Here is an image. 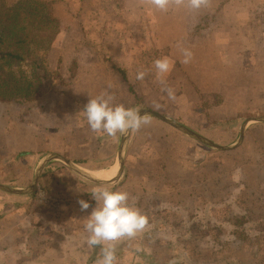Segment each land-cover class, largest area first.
Segmentation results:
<instances>
[{
	"label": "rangeland",
	"instance_id": "obj_1",
	"mask_svg": "<svg viewBox=\"0 0 264 264\" xmlns=\"http://www.w3.org/2000/svg\"><path fill=\"white\" fill-rule=\"evenodd\" d=\"M14 1L16 0H5L8 5ZM41 1L51 3L52 12L55 17L59 19L58 25L61 36L58 41L56 40L57 42L55 41V43H57L55 44L57 45L55 48L57 51L53 52V54H51L50 51L41 54L44 57L46 68L52 78L50 82H44L40 87L41 90L36 92L38 94L36 97H30V99L20 98L13 101L0 100V115L3 116L4 119L11 121L9 125L15 131V134L11 135V139L7 137L5 141H0V185L10 190L27 189L26 193L28 194H33L37 186L47 190H52V188H54L53 192H51L58 196L63 195L64 192L65 194L67 192L70 193V191L71 193H86L88 189L84 188V185L89 186V183H91V185L98 184L89 182L86 178H82L83 182H81L76 176L82 175L73 170L74 173L77 174L75 175L67 164L61 161L56 162L54 158L58 155L61 156L58 151L55 150L50 153L51 155L45 158L43 162H41V165L38 166L39 159L44 152H35V149L32 148L29 150L23 146V142L18 141L16 126L13 124L16 123L13 120L14 114L18 113V115H20L18 125H20L21 129L26 126L24 122L29 121L25 123L29 124L33 130L38 132L41 130L38 126L39 116L46 113L47 109L45 106L49 107L50 104L48 102V97L54 99L56 95L62 94L64 97H83L85 99L84 103L78 102V107L74 110L77 111L79 115L81 109L83 110L80 104L84 107L88 102L87 98H94L101 94V92L105 90L108 91L110 87L107 84L105 86L99 85L96 78L92 79L90 77L97 76L98 73L105 75L104 72L108 70L109 75L112 76L113 72L117 73L118 69H123V65L126 66L131 61H134L135 64H133V67L135 68L125 71L130 76L129 88L135 91V94L131 96L141 97L142 99L143 97L152 98H150V106L146 105L144 101L140 99L141 102H136L134 107H131L130 103H128V108H136L139 112L148 109L169 117L168 115L170 113H177V107L175 105L169 108L163 106L164 108H161L162 110L160 107H157V105H160L162 99L168 98L167 93L162 91V88L165 86L168 87V85H160V83L156 81V70L153 67L154 60L166 57L169 52L165 47L160 48L161 39L159 35H161V33L159 31L156 32V24H154L153 21L154 17H151L149 13H147L145 17L146 10H143V5H141L142 7H138V0ZM223 1L224 0H216L215 2L217 5L213 6L210 13H217ZM144 9H147V6H145ZM206 17L209 23L211 21L209 27H212V24L216 23L215 20L212 19L213 16ZM206 17L204 20H206ZM260 28L264 29V26H260ZM133 30H135L136 37L132 38L130 35ZM152 35H156V38H153ZM259 38L261 40L259 39L255 47L258 46V48L262 50L260 52L256 51L258 54L255 52L250 55L255 61H261V58L264 61V37L262 38L259 35ZM254 42H256V39H253L252 43ZM87 47H89V52H86ZM250 49L252 50V48ZM250 49L249 52H251ZM39 52L40 51H38V53ZM65 58L68 62L66 71L62 67ZM237 60L240 59L238 58ZM138 70H143L146 73L142 81L136 79ZM249 72L250 85L247 97H251L250 103H252V106H249V112H244L242 116H225V114L219 116L221 121H227V123L233 124L234 128L232 131L217 128L214 126L213 122H208L206 118H195L194 122H192V119L190 120L185 117H169L172 120L183 122L198 135L205 137L212 145L222 148V150L210 149L193 142L180 128L170 127L153 117H151L152 120L149 125L143 126L136 133H131V137H129L128 141L124 138L128 134H117L115 138H109L107 136L97 135L90 129L92 133L86 135V138L94 137L98 139L99 143H103V148H105V150L100 153V157L116 158L117 145L119 142L122 143V148L129 143V147L124 149V153L126 164L129 168H132L130 175H139L146 179L149 178L148 182L145 180L141 181L143 188L139 181H137L135 187H133V191L136 193V205L142 206L143 202L146 201V203L151 202L153 207H168L171 212L170 215H168L169 220L177 217L181 223H188L190 225H192V223L196 224L197 222L213 223L214 221L210 220L215 218L214 224L217 228L210 234L213 238L217 236L218 239H220L222 236V239H225L226 247H222L221 249L220 247L217 249L216 246L212 247L209 241L204 240L205 233L200 232L199 226L197 225L193 228L192 226H184V229L181 231L184 233V238L194 239L196 237L200 242V246L197 249L202 251V255H205L203 252L206 253L201 264H264V242L262 244L263 246H259L260 239L264 238V189L257 192L259 188H256L258 185L260 186L263 184L260 181L264 182V180H262L264 178V168L262 167L258 170V166L256 167L255 165L258 161L264 160V122L252 125L246 133V142L241 145L243 143L242 127L245 126L247 121L256 118H264L263 108L257 105V103L264 104V70L262 71V69H260ZM237 73H240V71ZM20 74L32 77V65L28 63L23 64L19 69V75ZM61 75L66 78H63ZM85 75L89 76L87 81L84 79L83 81H80V79L76 80L77 77L82 78L83 76L84 78ZM109 75H106V79H109L106 81L111 80ZM235 78L240 80L239 74L234 76V79ZM258 78L259 81H261L259 84L257 83ZM33 83L37 86V81L35 79ZM51 83L53 84L52 86ZM48 87L51 88L49 89ZM118 87H120V85H117V88ZM233 89V97H241L240 87L233 86ZM54 100H56V98ZM219 101L218 98L215 99L216 104L219 103ZM51 102L54 101L51 100ZM151 103H155V106ZM209 104V102L206 103L204 109H207L210 106ZM247 113H249V115H247ZM30 115L38 116V121L35 120L33 122L29 118ZM46 115L47 114L44 116L45 118L47 117ZM54 115L55 114H53L52 118L53 123L56 121ZM182 139L185 141L184 146L186 148H182L183 146L180 143ZM6 141L9 142L6 143ZM216 143L221 145H216ZM223 148L233 149L228 150ZM30 153L34 154V156H30ZM144 154L147 155L143 158H152L155 159V161L148 165H134V161L136 159H143L142 156ZM171 158L180 161L185 165L186 169L194 173L195 178H190L193 180L192 182L202 181L206 178V176L202 175L206 173L208 169L217 167L218 173L222 176L220 175V177L216 179V182L220 181V183L225 185L231 183V185L227 186V190L225 191L229 190V192H232V194L236 196L232 199L234 201L232 203V205H234L233 208L225 209L223 206H218L222 203L223 199L225 200L223 193L219 191L206 193L203 190L195 189L186 192L188 195H194V199H201V206H203L208 199L210 201L209 203L215 206L216 211H214V216L208 219L206 213L204 214L203 211V213L200 214H186L181 211L180 208L188 204L183 202L177 195H179L178 193H182V188L184 190L185 188L183 184L176 185L175 181L168 183L166 179L168 174L165 173L167 167L165 163L169 160H173ZM209 159L216 161V164L213 162L212 164H207L208 162L206 161V163L205 160ZM241 159L248 160V169L251 177L249 181L242 172ZM60 160L62 159L60 158ZM99 161L103 163L104 160L95 162ZM223 161L233 164L236 163L234 164L236 166H232L231 170L226 171L224 165H217V162ZM45 162L49 163V167L46 169L44 168L46 166ZM203 164L205 165L202 166ZM35 168H38L36 172ZM91 168L93 167H86L84 172L90 173ZM201 168H203L204 171L202 175L195 176V173ZM117 174L118 168L116 167L115 173L103 179L102 182L114 180ZM230 177H232V182H221L224 181V178L228 179ZM126 178L127 176L125 174L119 183H115L119 180L118 179L117 181L108 183H115L114 185H107L106 187L114 186L117 191H125L122 190V187L128 183H126ZM99 180L101 181V179ZM191 180L186 182L184 186H187L188 183L189 186L191 184L192 187ZM212 181L214 182V179H212ZM145 184L150 189H145ZM165 185L168 187V190H163ZM242 188L254 189L253 192H249L250 198H248V200H243L241 196H238V192H240ZM127 189H129V187H127ZM148 193H150V196ZM12 196L16 195L0 190V264H29L26 259L36 260L30 264H65V261L59 257L58 260L54 262L49 261L50 259L47 256L44 258V250H51L52 246L43 245L39 247L38 241L35 240L36 235H38V229L34 227V222H43L44 226H47L48 223L51 224L52 227H54L53 223H56L58 228L55 233L58 234L57 238H61L67 236L69 230V226L67 225H70V223L78 229L81 228V221L91 213L93 208L81 211L77 201V204L74 206L72 205L66 208L67 216L62 222L57 213L54 212L53 214L49 212L47 208L39 205L35 194V214L31 211L32 207L19 209L15 204H7V197ZM81 196L82 197L76 199L80 200L84 197V194H81ZM159 201L166 202L163 203V206H159V204L157 205ZM88 203L90 204V202ZM9 206H13V210H8ZM238 211L242 214L238 213ZM242 211L246 213L243 214ZM34 216L37 217L36 220H33ZM237 219L246 220L242 228L247 236L245 242L234 236L236 227L233 224ZM229 225L233 226L232 230L228 228ZM21 229L24 230L25 233L22 232ZM198 237H200L201 240H199ZM182 248H184L185 254L197 252L196 249H193L191 246ZM57 249H61V251L63 249L64 251L62 246ZM61 251L58 253H61ZM214 254H216L215 257H213ZM210 255L212 256L211 259ZM227 258L233 261L225 262L224 259ZM90 264H95V262ZM173 264H178V262H174Z\"/></svg>",
	"mask_w": 264,
	"mask_h": 264
},
{
	"label": "crops",
	"instance_id": "obj_2",
	"mask_svg": "<svg viewBox=\"0 0 264 264\" xmlns=\"http://www.w3.org/2000/svg\"><path fill=\"white\" fill-rule=\"evenodd\" d=\"M138 1V7H142L141 5H143V10H146L145 17L147 13H149L151 17H154L153 21L154 24H156V32L159 31L161 33V35H159L161 39L160 48L165 47L168 50L169 53L166 57L170 60L172 64L171 71L167 73L165 77H163L165 84L160 83V85H168V87L172 88L175 91L177 99L175 101H171L168 98L162 99L159 105L160 109L164 107L169 108L170 106L175 105L177 107V113H170L168 115L169 117H185L190 120L192 119V122H194L195 118H206L208 122H213L215 127L232 131L234 128L233 124L227 123V121H221L219 116L223 114H225V116H242L244 112H249V106H252V103H250L251 97H247L250 85L249 71L260 69H262V71L264 70V61L262 60V58L261 61H255L250 55L254 54L256 51L260 52L262 50H260L258 46L255 47V45H257V42L260 39L259 35L262 38L264 37V29L260 28V26H264V0H224L217 13H210L213 6L217 5V3L215 2L216 0H209L208 5L206 7H202L199 10L190 9L185 5L179 8H176L175 6V8L170 7L167 12L158 11L150 5L141 4L140 0ZM145 6H147V9H144ZM206 16L214 17H212V19L215 20L216 23L212 24V27H209L211 21L209 23L207 21L208 18ZM205 17L206 20H204ZM60 36L61 34H59L58 38L56 39L57 41L59 40ZM130 36L132 38L136 37L135 30L132 31ZM153 38H156V35L153 36ZM253 39H256V42L252 43ZM178 43L181 45V47L190 49L193 53L192 60L189 64H183L181 62L184 57L180 48L177 47ZM55 44L57 43L54 42L50 50L51 54L57 51L55 49L57 45ZM250 48H252V50ZM249 49L251 52H249ZM86 52H89V47L86 48ZM257 52L256 54H258ZM238 58L240 60H237ZM133 64H135V62L131 61L126 66L123 65V69L121 70L129 71V69L135 68L133 67ZM67 66L68 62L65 58V62L62 65L65 71L67 69ZM238 71H240V73H237ZM104 73L105 75L98 73L97 76H92L90 78H96V81L99 85L105 86L107 84L108 86H110L108 92L114 96V105L125 104V107L128 108V103H130L131 107H134L136 105V102H141V97L131 96L133 93L130 91L129 88V74L126 73V81L122 74L118 71V74L116 72H113L112 76L109 75V70ZM237 74H239L240 80H237V78L234 79V76H237ZM106 75H109L111 77L110 81H106L109 80L106 79ZM88 78L89 76L85 75L84 78L83 76L82 78L77 77L76 80L80 79V81H83L84 79L87 81ZM260 82L261 81H259L258 78L257 83L259 84ZM117 85H120V87L117 88ZM233 86L240 87L241 97H233ZM48 98V102L50 103L49 107L45 106V108L47 109L46 113L39 116L38 126L41 128L40 131L37 132L33 130L29 124L25 123L29 121H25L24 124H26V126L21 129L20 125H18V122L20 121V115H18V113L14 114L13 118V120L16 122L13 124H15L16 126L18 141L23 142V146L28 148L29 150L32 148L35 149V152H44V154L39 159L38 166L41 165V162H43L45 158L51 155L50 153L56 150L59 152V154H61V156L58 155L54 158V160L56 162L61 161L67 164L72 169V171L74 169L84 171V169L88 166L93 167L91 168V171L89 173L92 177L83 175L79 176L73 171V173L77 175L76 178H78L81 182H83L82 178H86L89 182H93L98 185L111 186L115 183H119L121 179H123V176L126 174V183H128L122 187V190H125V192L129 193V204L135 208H138L142 214L148 217L150 226L143 233L139 234L134 240L129 241L125 239L117 242V264H173L174 262H178V264H201V262H203L205 258L206 253L203 252V254L205 255H202V251H199L197 249L200 246V242L195 237V235L194 239L184 238V233L181 232L184 229V226H192L193 228L195 225H197L199 226L200 232L205 233L206 237L204 236V240L209 241L212 247L216 246L217 249L218 247H220V249L222 247H226V243L224 241L225 239H222V236L220 239H218V237L216 236V239L213 238L210 234L213 230L217 228L214 224L215 218L210 220L214 221L213 223L197 222L196 224L192 223V225H190L188 223H181L177 219V217L172 218V220H169L168 215H170L171 212L168 207H153L151 202L146 203V201L143 202L142 206L136 205V193L135 191H133V187H135L137 181L142 184L141 181L145 180L148 182L149 178L146 179L142 178L139 175H137L138 177L130 175V171L132 170V168H129L126 164V157L124 153V149L129 147V143H127V146L122 148V143L119 142V144L117 145L116 158H110L105 156L100 157V153L105 150V148H103V143H99L98 139L94 137L86 138V135L91 134L92 132L90 131V128L87 125L85 118L81 114L78 115L77 111H74L75 108L78 107V102L84 103L85 99L83 97H64L62 94L56 95V100H54L55 98ZM150 98L152 97H143L142 100L146 105L150 106ZM216 98L220 100L217 104L215 103ZM87 99L89 100L90 98ZM51 100L54 102H51ZM208 102L210 103V106L207 109H204V105ZM151 104L155 106V103ZM257 105L261 106L264 110L263 103H257ZM80 106L81 108H83L82 104H80ZM45 114H47L46 118L44 117ZM53 114H55L54 118H56L55 123H53L52 121ZM247 115H249V113H247ZM151 117L170 127L180 128L193 142L204 146V144L200 142L202 141L200 140V138H202L206 143H211L208 139L198 135L194 130L189 128L181 121L180 123L177 120H173L176 121L180 126L188 129V132L182 127L172 126L152 115ZM169 117L166 118L170 119ZM29 118L33 122L35 120L38 121V116L36 115H30ZM256 119L257 121H252L254 119L247 121V123L245 124L246 126L242 127V133L244 128L245 132L244 136H242L243 143L241 145L246 142V133L250 129V127L254 124L264 122V118ZM10 122V120H6L3 116L0 115V141H5L7 137L11 139V135L15 134V131L9 125ZM129 137H131V132L129 134ZM195 137H197L200 141H197ZM124 138H126V140L128 141V135H126ZM7 142L9 141H6V143ZM180 143L183 146L182 148H184V139H182ZM216 145L221 144L216 143ZM226 145L229 146L228 144ZM29 155L34 156V154L32 153H30ZM145 155L147 154H144L142 158L146 157ZM60 158L62 160H60ZM98 160L104 161L103 163L101 161L95 162ZM153 161H155V159L152 158H143L141 160L136 159L134 161V165H148L151 164ZM205 162L207 164H212V162L216 164V161H212L210 159L205 160ZM223 162H217V165H224L226 171L231 170L232 166H236L234 165L236 163H228L227 161ZM240 162L242 172L244 176L246 175L249 181L251 177L248 169V160L241 159ZM165 164L167 165L165 173L168 174L166 178L168 183H172L175 181L176 185L183 184V187L185 188V190L182 188V193H178L179 195H177L183 202L188 204L183 206V208H180L181 211H183L184 213L200 214L204 212V214L206 213L208 219L214 216V211H216L215 206H212V204L209 203L210 201L208 199L207 201H205L203 206H201V199H194V195H188V193L186 192L195 189L203 190L206 193L219 191L224 194L225 200L223 199L222 203L218 206H223V208L225 209L233 208L234 205H232V203L234 201L232 199L235 195L232 194V192H229V190L225 191L227 190V186L231 185V183L225 185L223 183H220V181L216 182V179L221 175L218 173L217 167L213 169H208L203 175V168H201L200 170L198 169L197 173H195V176L202 175L206 176V178L199 182H192L193 180L191 179L195 178L194 173H191L188 169H186L185 165L182 164L180 161L173 159L167 161ZM205 164H203L202 166H204ZM255 165L256 167L258 166V170L262 167L264 168V160L258 161ZM48 167L49 163H46V166L44 168L46 169ZM116 167L118 168L117 177L110 182H113L118 178L121 169L122 175L120 179L113 184L102 182L103 179H101L100 181V178L97 179L94 176L96 172L109 170L111 168ZM37 170L38 168L35 170V172ZM212 179H214V182L212 181ZM190 180L192 182V187L191 184L189 186L188 183L187 186H184V184ZM262 180H264V178ZM221 182H232V177L228 179L224 178V181ZM260 182H262L263 184L260 185L261 187L259 185L256 187L257 189L259 188L257 192L264 189V182ZM89 184V186L84 185V188L88 189L86 193H71L70 191V193L67 192L65 194L64 192V194L60 196L56 195L55 193H52L54 188H52V190L49 189L50 191L47 189H43L48 195L60 200V203L56 205L58 208L42 203L39 200L38 189L40 187L38 186L36 187L35 192L33 194H28L26 193V191H23L26 189H14L18 191L19 194H16V196L7 197L8 199H6V202L7 204H15L16 206L22 205L28 208L32 207L31 211H33L32 213L35 214V194L37 198L36 200L39 205L47 208L48 211L53 214L54 212L57 213L58 217L62 221L63 219H66L67 216L66 208L77 204V201L79 200H77L76 198L82 197L81 194H84V197L81 199L85 200L86 202H90V208H94L96 206V202L92 199L90 193L91 189L94 186L98 185H91V183ZM127 187H129V189H127ZM108 188L110 190L117 191L115 190L114 186ZM144 188L150 189L146 184ZM163 190H168V187L165 185V187H163ZM250 191L253 192L254 189L242 188L241 191L238 192V196H241L243 200H248V198H250ZM148 194L150 196V193ZM164 202L159 201L157 205L159 204V206H163ZM8 210H13V206H9ZM245 211H242L243 214L246 213ZM238 213L240 212L238 211ZM36 219L37 217L34 216L33 220ZM53 224L54 227H52V225L48 223L47 226H44L43 222H34V227H37L38 235L41 236L38 241V245L39 243H41V245L44 246H52L51 250H44V258L47 256L50 259L49 261L54 262L58 260L59 257L60 259L65 261V264H90L92 262H96L98 258L99 248L97 247L95 249L87 245V234L83 231L82 222L81 228L79 229L71 223L70 225H67L69 226V230L67 232L68 234L67 236L61 238H57L58 234L55 233V231L57 232L58 226L56 223ZM228 228L232 230L233 226L229 225ZM198 238L199 240H201L200 237ZM60 246L64 248V251L63 249L62 251L61 249H57ZM189 246L193 247V249H196L197 252H194L192 254H185L184 248L182 247ZM60 251L61 253H58ZM211 255L210 259L212 257ZM215 256L216 254L213 255V257ZM224 261L232 262L233 260L227 258L224 259Z\"/></svg>",
	"mask_w": 264,
	"mask_h": 264
},
{
	"label": "clouds",
	"instance_id": "obj_3",
	"mask_svg": "<svg viewBox=\"0 0 264 264\" xmlns=\"http://www.w3.org/2000/svg\"><path fill=\"white\" fill-rule=\"evenodd\" d=\"M141 4H147L161 12H167L170 7L187 6L193 10L206 7L209 0H140ZM180 48L183 64H189L193 53L190 49ZM156 70V80L165 84L163 77L171 71L172 64L167 57L153 61ZM146 73L138 70L136 79L143 80ZM162 91L167 93L171 101L177 99L175 91L165 86ZM114 96L107 90L98 96L90 98L80 114L85 118L92 132L100 136L115 138L117 134L138 132L143 126L151 123V115L140 114L136 108H126L122 104H113ZM159 107V105H157ZM91 197L96 206L91 213L81 222L83 231L87 234L86 243L89 247L99 248L98 258L95 264H117L116 244L122 240H134L150 225L148 217L129 204L130 196L125 191H113L103 185L94 186L91 189ZM134 199V198H132ZM80 210L90 208V204L81 199L78 201Z\"/></svg>",
	"mask_w": 264,
	"mask_h": 264
},
{
	"label": "trees",
	"instance_id": "obj_4",
	"mask_svg": "<svg viewBox=\"0 0 264 264\" xmlns=\"http://www.w3.org/2000/svg\"><path fill=\"white\" fill-rule=\"evenodd\" d=\"M58 24L59 19L53 14L51 3L41 0H16L8 5L5 0H0V100L36 97V92L41 90L44 82L51 81L52 77L41 54L48 53L58 38ZM26 63L32 65V77L19 75V69ZM117 71L127 81L126 72L120 69ZM34 79L37 86L33 83ZM130 91L135 94L132 88ZM17 207L25 208L22 205ZM245 223L246 220L237 219L233 224L236 227L234 236L244 242L247 239L242 229ZM21 231L24 232L22 229ZM40 237L36 235L35 240L39 241ZM263 242L264 238L260 239L259 246H263ZM42 246L39 243V247ZM26 260L29 264L35 261Z\"/></svg>",
	"mask_w": 264,
	"mask_h": 264
},
{
	"label": "water",
	"instance_id": "obj_5",
	"mask_svg": "<svg viewBox=\"0 0 264 264\" xmlns=\"http://www.w3.org/2000/svg\"><path fill=\"white\" fill-rule=\"evenodd\" d=\"M143 113H148V114H151L152 116H154V117H156V118H158V119H160V120H162V121H164V122H166V123H168V124H170V125H172V126H179V127H182V126H180L176 121H173L172 119H168V118H166V117H163V116H161V115H158L157 113H155V112H152V111H149V110H143V111H141L140 112V114H143ZM252 121H257V119H254V120H252ZM246 126V125H245ZM182 128H184V127H182ZM187 132H188V129H186V128H184ZM244 132H245V128L243 129V133H242V136H244ZM195 139L197 140V141H200L197 137H195ZM202 144H204V146H206V147H208V148H210V149H214V150H222V148H219V147H217V146H214V145H212V144H209V143H206V142H202V141H200ZM239 145V144H238ZM223 149H228V150H232L233 148H223ZM77 168V167H76ZM0 190H2V191H7V192H9V193H13V194H19V192L18 191H16V190H10V189H7L6 187H4V186H2V185H0Z\"/></svg>",
	"mask_w": 264,
	"mask_h": 264
},
{
	"label": "bare ground",
	"instance_id": "obj_6",
	"mask_svg": "<svg viewBox=\"0 0 264 264\" xmlns=\"http://www.w3.org/2000/svg\"><path fill=\"white\" fill-rule=\"evenodd\" d=\"M129 134H130V132L128 133V139H129ZM200 140L204 141L202 138H200ZM204 142H205V141H204ZM207 143H208V142H207ZM210 144H211V143H210ZM120 168H121V167H120ZM74 171H76V172L79 173L80 175H83V176H90V177H92L89 173H86V172H84V171L75 170V169H74ZM114 173H115V168H111V169H109V170L99 171V172L95 173L94 175H95V177H97V178L105 179V178H107V177L113 175ZM121 175H122V169H121L120 175L118 176V178H117L115 181H117L118 179H120ZM93 178H94V177H93ZM105 183H112V182H105ZM32 186H33V185H32ZM26 190H27V189H26ZM26 190H23V191H26ZM20 191H21V190H20Z\"/></svg>",
	"mask_w": 264,
	"mask_h": 264
},
{
	"label": "built area",
	"instance_id": "obj_7",
	"mask_svg": "<svg viewBox=\"0 0 264 264\" xmlns=\"http://www.w3.org/2000/svg\"><path fill=\"white\" fill-rule=\"evenodd\" d=\"M38 198L42 203L51 205L52 207L58 208L56 205L60 203V200L48 195L43 189H38Z\"/></svg>",
	"mask_w": 264,
	"mask_h": 264
}]
</instances>
